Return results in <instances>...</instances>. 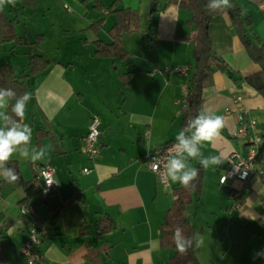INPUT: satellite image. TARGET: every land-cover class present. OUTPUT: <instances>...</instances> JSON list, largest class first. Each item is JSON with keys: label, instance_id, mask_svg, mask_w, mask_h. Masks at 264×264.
I'll return each mask as SVG.
<instances>
[{"label": "crops", "instance_id": "1", "mask_svg": "<svg viewBox=\"0 0 264 264\" xmlns=\"http://www.w3.org/2000/svg\"><path fill=\"white\" fill-rule=\"evenodd\" d=\"M25 1L29 6L15 0L14 6L2 7L23 43H0V62L21 75L27 73L31 51L49 61L45 70L26 78L31 100L25 116L32 129L31 146L47 148L48 157L36 164L18 155L11 161L24 181L38 183V169L51 166L57 183L52 202L72 200L59 210L55 223L54 213L37 197L27 203L34 206V215L24 216L22 188L0 178L4 264H25L20 247L34 221L48 224L40 246L44 264H166L173 251L162 245L160 226L177 183H162L143 158L175 141L184 127L183 100L194 66V44L186 39L194 31L188 25L190 12L180 7L181 0H117L113 10L138 12L137 28L121 37L128 57L119 59L96 56L93 43L111 42L108 31L116 17L109 7L114 0H78V22L73 25L78 36L72 39L63 15L69 7L64 4L62 9L60 0ZM45 1L35 25L32 13ZM232 1L248 19L249 34L264 41L261 0ZM98 21L99 28L92 30L90 25ZM208 31L212 48L228 70L213 67L210 82L201 89L199 111L209 109L224 117L219 137L203 144L201 152L204 157L220 156L223 163L202 167L201 192L193 193L185 208L196 234L204 238V246L194 247V253L200 264H264V257H255L264 251V153L256 163L262 173H253L246 182L235 180L230 188L219 184L229 154L246 152V145L234 137L239 117L255 121L264 134V95L245 80L261 67L247 54L227 13L214 15ZM38 35L43 39L31 50ZM184 66L185 75L171 71ZM91 116L100 121L99 154L94 159L81 151ZM38 132L43 134L38 137ZM104 217L112 227L98 237L97 223Z\"/></svg>", "mask_w": 264, "mask_h": 264}, {"label": "trees", "instance_id": "2", "mask_svg": "<svg viewBox=\"0 0 264 264\" xmlns=\"http://www.w3.org/2000/svg\"><path fill=\"white\" fill-rule=\"evenodd\" d=\"M209 0H181L180 7L190 12L191 16L188 20V25L194 27L192 35L187 37V40L193 42V72L188 84V91L185 96V106L182 108L183 112V126L195 117L200 108V93L204 85L210 82V77L213 67L219 70L227 71V64L215 53L212 48L209 38V24L214 15L219 13H227L233 24L236 33L243 44L247 54L250 58L258 63L261 70L255 74L249 75L245 78L246 82L256 89L259 93L264 95V41L257 37H252L248 31V19L242 15L239 7L230 0L231 8L224 11H210L207 8ZM117 5V0H114L110 11L116 17L115 23L111 26L108 33L111 38L110 43H104L100 40L94 41V54L99 57L119 58L125 59L128 53L122 48L121 37L122 34L128 33L138 26V12L137 10L121 7L114 9ZM101 9V8H100ZM101 21L90 25L92 30H97ZM42 36H36L32 47H37L41 41ZM0 43L22 44L23 41L16 34L13 22L7 17L2 7H0ZM49 61L41 54L31 51L28 58V70L26 74L18 75L15 69L9 63L0 62V88H10L14 90L17 97L27 93L26 78L28 76L37 74L47 68ZM130 73L124 74L126 83ZM14 103V101H13ZM43 133L38 132V137ZM264 137V134H262ZM264 153V139L258 150V157ZM7 167L15 169L20 179L15 182L20 186L24 192V198L19 202L20 204H27L30 199L37 197L41 204L47 207L48 212L54 213L51 223L57 220L59 210L69 203L72 198H66L62 201L52 202L51 195L53 192L44 193L42 187L36 180L24 181L21 177L19 168L15 161H10ZM199 169L198 179L195 181L196 188L186 189L179 183L175 186L172 193L174 199L171 206L165 212L163 222L160 226V239L164 247H168L173 251L172 256L167 260L166 264H200L194 253V246L186 253L181 254L177 251L173 234L177 227H180L184 234L188 237L196 235L195 227L190 223L185 215V208L192 201V194H200L203 180V168L200 165L195 166ZM112 222L105 217L98 220L97 233L101 237L104 233L110 230ZM7 261V254L3 243L0 241V264Z\"/></svg>", "mask_w": 264, "mask_h": 264}, {"label": "clouds", "instance_id": "3", "mask_svg": "<svg viewBox=\"0 0 264 264\" xmlns=\"http://www.w3.org/2000/svg\"><path fill=\"white\" fill-rule=\"evenodd\" d=\"M5 4L14 6L15 0H0V7ZM231 7L230 0H209L207 4L210 11H224ZM30 100L29 93L17 97L14 90L0 88V178L8 183H15L20 179L15 169L7 167L14 155L29 160L33 164L38 161L43 162L48 157L47 148L31 146L32 129L25 122L27 105ZM223 127V116L216 115L209 109H201L178 131L175 143L165 151L163 159L153 158V170L159 171L162 166L166 180L194 190L199 169L193 167L190 161H198L204 169L223 163L220 156L204 157L201 152L202 145L213 143L219 137ZM261 192L264 194V189H261ZM173 241L177 251L181 254L186 253L193 246L195 248L204 246L202 235L196 234L188 237L180 227L175 229ZM155 246L158 247V242ZM255 257H264V251L257 252Z\"/></svg>", "mask_w": 264, "mask_h": 264}, {"label": "built area", "instance_id": "4", "mask_svg": "<svg viewBox=\"0 0 264 264\" xmlns=\"http://www.w3.org/2000/svg\"><path fill=\"white\" fill-rule=\"evenodd\" d=\"M259 7L264 12V0L259 2ZM188 68L174 67L172 72L185 75ZM165 71H170L165 69ZM185 99L183 100V106H185ZM239 125L234 132V137L241 140L246 145L245 154L239 152H231L227 158L226 172L220 176L219 184L222 187L230 188L235 180L246 182L253 173H262V170L256 168L258 161V150L262 144V133L256 127L255 121L244 122L242 117H239ZM99 136H100V121L97 116H91L88 129L84 137L82 138L81 151L88 155L91 159H94L99 154ZM175 141H170L151 152H148L143 162L148 169L155 173L162 183H165L166 178L164 176L163 167L159 171L153 170L154 160L163 159L165 151L170 148ZM83 172H90L88 169H84ZM38 176L43 182V192L50 193L56 190L57 183L54 179V169L51 166L44 165L38 169ZM34 206L30 204H24L20 206V212L24 216L34 215ZM48 235V224L34 221L30 228L29 233L25 241L20 247V253L25 261V264H44L43 256L40 252V246L44 239Z\"/></svg>", "mask_w": 264, "mask_h": 264}, {"label": "rangeland", "instance_id": "5", "mask_svg": "<svg viewBox=\"0 0 264 264\" xmlns=\"http://www.w3.org/2000/svg\"><path fill=\"white\" fill-rule=\"evenodd\" d=\"M17 1H21L22 2L21 4L26 5V7L29 6V5H27V2L25 0H17ZM60 1H61L60 2V5H61V8L62 9H63V5L64 4H65V6H67V7L70 8V11L69 12H66L65 9H63V12H65L63 15L66 16L65 19L69 21V24H68L69 25V28H67V30H66V33L68 34L67 36L70 39L75 38V36H78V35L76 33H74L73 25H75L74 23L78 22V17L76 15V14H78V8H79L78 0H60ZM45 3H46V1L45 2H40L37 10L34 13H32V16H33L32 17L33 24L36 25V23L38 21V15L42 13V10H44L43 9L44 6H46ZM7 5L8 4H5L3 6V8L4 9L7 8L8 7ZM55 6H58V4H56ZM26 7L24 8L25 13L23 14V17L28 13L27 10H26ZM61 16H62V12H61ZM77 25H78V23H77ZM39 207H41V206H39ZM39 207H38V209H39ZM38 214H40V211L38 212Z\"/></svg>", "mask_w": 264, "mask_h": 264}, {"label": "water", "instance_id": "6", "mask_svg": "<svg viewBox=\"0 0 264 264\" xmlns=\"http://www.w3.org/2000/svg\"><path fill=\"white\" fill-rule=\"evenodd\" d=\"M99 137H100V136H99ZM39 184H40L41 187H43V182H42V180L39 181Z\"/></svg>", "mask_w": 264, "mask_h": 264}]
</instances>
